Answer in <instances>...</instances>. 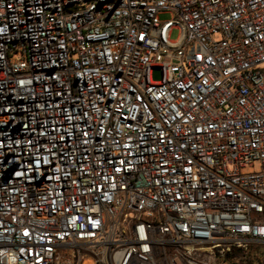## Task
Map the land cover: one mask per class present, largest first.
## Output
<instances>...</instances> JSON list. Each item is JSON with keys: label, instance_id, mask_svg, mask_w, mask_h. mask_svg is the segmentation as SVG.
I'll list each match as a JSON object with an SVG mask.
<instances>
[{"label": "built area", "instance_id": "1", "mask_svg": "<svg viewBox=\"0 0 264 264\" xmlns=\"http://www.w3.org/2000/svg\"><path fill=\"white\" fill-rule=\"evenodd\" d=\"M0 264H264V0H0Z\"/></svg>", "mask_w": 264, "mask_h": 264}, {"label": "rangeland", "instance_id": "2", "mask_svg": "<svg viewBox=\"0 0 264 264\" xmlns=\"http://www.w3.org/2000/svg\"><path fill=\"white\" fill-rule=\"evenodd\" d=\"M160 18H161V20H168V19H170L171 18V15L170 14H162L161 16H160ZM179 37V31H177V30H174L173 32H172V39L173 40H176L177 38ZM154 78H155V80H159L160 78H161V71L160 70H156L155 72H154Z\"/></svg>", "mask_w": 264, "mask_h": 264}]
</instances>
